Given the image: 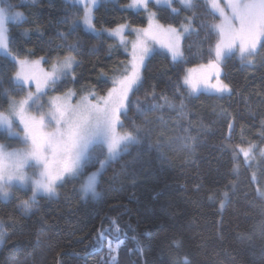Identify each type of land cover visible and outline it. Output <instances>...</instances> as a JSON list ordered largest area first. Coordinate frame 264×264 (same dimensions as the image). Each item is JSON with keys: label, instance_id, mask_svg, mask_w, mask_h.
<instances>
[{"label": "trees", "instance_id": "obj_1", "mask_svg": "<svg viewBox=\"0 0 264 264\" xmlns=\"http://www.w3.org/2000/svg\"><path fill=\"white\" fill-rule=\"evenodd\" d=\"M128 1L103 0L95 11L94 25L145 26L146 13L124 8ZM196 2L198 7L179 16L149 4L164 25L179 26L183 17L195 14L193 28L198 34L193 31L181 41V61H173L162 50L146 59L142 86L130 94L131 104L120 127L124 132L138 129L139 143L107 166L97 187L101 195L83 199L79 181L67 179L58 186L56 197H38L32 213L25 216L18 205L30 191L16 189L7 201L0 200V222L7 234L0 243V264H112L107 239L115 233L109 232L103 245L96 244L95 238L99 229H111L114 219L121 229L119 238L125 241L115 253L116 264H175L177 258H186L190 264H264V196L258 194V189L264 191V157L260 155L264 149V48L253 56L251 65L236 55L223 60L222 79L229 84L230 94L189 96L183 86L186 70L209 62L210 49L218 39L215 32L201 27L202 22L217 23L218 16L208 12L205 0ZM16 10L27 16L26 21L8 26L12 51L19 58L46 57L48 63L67 55L68 44L79 41L74 53L80 61L77 78L69 76L52 92L73 87L100 96L108 90L109 75L127 58L123 51L109 47L113 40L87 32L81 25L72 30L70 24L62 23L77 14L65 0H39L35 8ZM23 29H30L27 36ZM0 62L7 63L3 55ZM15 71L9 63L6 75ZM4 87L11 86L5 82ZM153 91L155 98L149 95ZM10 94L20 97L24 87ZM137 101L143 112L137 111ZM153 104L163 107L153 109ZM7 106L6 98L0 100V111ZM250 144L256 148L246 162L237 145L247 149ZM235 154L238 159H233Z\"/></svg>", "mask_w": 264, "mask_h": 264}, {"label": "snow or ice", "instance_id": "obj_2", "mask_svg": "<svg viewBox=\"0 0 264 264\" xmlns=\"http://www.w3.org/2000/svg\"><path fill=\"white\" fill-rule=\"evenodd\" d=\"M39 0H20L19 4H13L10 0H0V54L6 62H0V100L7 99V111H0V200L7 201L12 195V189L20 186L31 187V195L18 205L23 215H29L33 211V205L38 197H52L56 195V189L67 179L79 181V191L87 196L99 197L97 191L100 177L107 166L116 160L122 153L129 150V146L139 143V130L134 132L118 133L117 128L123 127L121 117L127 116L131 104L130 94L137 91L143 83L141 68L150 56L152 49L147 43V38H156V32H162L167 37V48L173 61L184 59V51L181 41L193 31L196 15L183 17V23L179 28L169 24L167 27L156 22L158 12L150 11L148 5L155 3L157 8H167L170 15L179 16L182 11H190L198 7L196 0H130L125 8L148 13L149 27L135 29L137 40L133 43L132 60L130 67H125L119 78L112 79V87L107 90V95L97 96L95 92H89L83 96L80 102L72 105L69 101L75 93L69 90L62 96L50 98L47 112L33 115L29 109L33 106L43 108L38 104L40 97L48 91H55L57 85L71 75L75 80V68L80 61L74 53L77 52L79 41L68 44L69 52L62 58H58L51 65L48 72L37 73L40 61L20 59L12 51L13 37L10 34L8 21L23 22L27 20L25 12L16 9L35 8ZM65 3L76 9V15L62 23L70 24L75 30L80 24L84 30L100 36L107 33L109 37L119 38L121 44L127 41L123 32L127 25H117L114 29H97L94 25L95 11L103 3V0H65ZM178 4L179 7L173 5ZM205 8L211 15L220 16L219 23L202 22L201 27L215 32L218 39L210 49L214 52V60H209L208 71L199 79H193L191 75H185L183 86L188 89V95H196L201 89L205 92L218 95L230 94L229 84L219 79V64L228 56L235 55L238 49L242 61L248 65L254 63L251 58L258 54L260 48H264V0H226L222 7L219 0H205ZM82 13V15H81ZM36 31H39L37 28ZM30 29H23V35L27 36ZM63 39L64 33H58ZM111 48L112 45H109ZM32 53L30 52L29 55ZM46 61V57H41ZM9 63L15 65V73L6 75ZM190 71V70H189ZM215 72V83H211ZM102 75H106L103 74ZM36 83V92H29L23 99L17 101L10 93L25 84L29 87L31 82ZM7 82L11 87L5 88ZM179 91V90H178ZM155 98V92L149 93ZM161 99L168 107H173L166 96ZM95 100V102H93ZM153 109L162 108L163 105L153 104ZM183 104H181V110ZM137 101V111L143 112ZM181 115L183 112L181 111ZM18 121V123H17ZM54 127L49 130V126ZM264 127V121L261 122ZM232 124H229L231 130ZM194 139V138H193ZM13 143L20 145L12 147ZM240 153H243L247 162L254 152L256 145L250 144L247 149L237 145ZM106 149V150H105ZM264 157V149L260 150ZM103 157V158H101ZM233 159H238L235 154ZM37 171L29 174L28 169ZM95 169V170H90ZM255 178V177H254ZM258 194L264 196V191ZM227 196V193H224ZM0 222V243L7 235L2 231ZM111 229L98 230L95 243L103 245L109 232L115 233L107 239L108 252L118 253L125 243L119 238L121 231L117 221H112ZM134 241L135 237L132 238ZM179 247V242H175ZM112 264H116L117 257L111 256ZM175 264H190L188 259H176Z\"/></svg>", "mask_w": 264, "mask_h": 264}, {"label": "rangeland", "instance_id": "obj_3", "mask_svg": "<svg viewBox=\"0 0 264 264\" xmlns=\"http://www.w3.org/2000/svg\"><path fill=\"white\" fill-rule=\"evenodd\" d=\"M130 3V0L128 1V3L126 5H128ZM154 3V2H153ZM219 3L221 4V6L223 7L225 4H226V0H219ZM155 4V3H154ZM149 10L150 11H154L149 5ZM125 8V7H124ZM126 9H130V10H135V9H132V8H126ZM142 10V9H141ZM145 12V11H144ZM146 13V16H147V24L143 27H132L128 24H120V25H127V27L125 28L124 32H123V35L127 41L126 44H121L120 41H119V38H112V37H109L108 34L105 32L103 33L102 35L106 36L107 38L113 40V44H112V47L111 49L112 50H116V49H119L121 51H123L125 54H127V58L126 60L122 61L119 63V65L117 66V68L115 69V72L111 73L109 75V78L111 80V86L109 88H111L113 85H112V79L115 77V78H119L123 72H124V69L125 67H130V61L132 60V52H133V48H132V45L134 42H136L137 40V32L135 31V29H144V28H148L149 27V19H148V13ZM216 15L218 16V21L217 23H219L220 21V16L218 13H216ZM156 22H158L159 24L161 25H164L162 23H160L157 18H156ZM14 23H19V22H14V21H11L9 20L8 21V24L7 26H9V24H14ZM183 23V22H182ZM83 28L84 26L82 24H80ZM181 25V24H180ZM179 25V26H180ZM165 27H167V25H164ZM179 26H174V27H177L179 28ZM96 27V26H95ZM117 26L113 27V28H104V29H114L116 28ZM97 28V27H96ZM97 29H100V28H97ZM194 29V28H193ZM91 33V32H90ZM94 34V33H92ZM147 43L149 45V47L152 49L151 53L154 52L155 50H162V51H165L167 53L168 50L167 48L165 47V44L167 43V37L162 33V32H156V38L153 39L151 36H149L147 38ZM2 55V54H0ZM239 59L240 58V55H239V51L237 49L236 51V54H235ZM27 58L29 61H40V64L38 66V68L36 69L37 73H41V72H48L51 70V65L53 64V61L51 62H48L46 63L44 60H41V57H36V58H30V57H24V58H20V59H25ZM62 58V57H61ZM253 59V57H251ZM248 58L246 57L245 58V61L247 60ZM211 60H214V52H213V58ZM223 62V61H222ZM222 62L219 64V73H220V76H219V79L222 80L224 82V80L222 79V75H221V69H222ZM208 65V62L207 63H203L201 65H198V66H194V67H190L186 70L185 75H191L192 78L195 80V79H199L205 72L208 71V68L206 67ZM142 69V68H141ZM17 70V69H16ZM190 70V71H189ZM71 76V75H70ZM215 72L213 73V78L211 79V83H215ZM225 83V82H224ZM24 94L20 97H14L17 101H19L20 99H23L27 96V94L29 92H33L35 93L36 92V83L35 81H32L31 82V86L29 87L27 84H25L24 86ZM108 88V89H109ZM69 90H71L72 92L75 93V96L74 98H72L69 102L72 104V105H76L80 102L81 98L85 95H87L89 92L91 91H78L76 90L75 88L73 87H70L69 89L61 92V93H54L52 91H48L45 95L41 96L39 101L37 102L38 104H42L43 105V108H38L37 106H33L31 109H29V111L33 114V115H40L41 112H47L48 111V108H49V100L51 97L53 96H62L63 94L67 93ZM199 92H205L201 89V91ZM198 92V93H199ZM205 93H209V92H205ZM214 94V93H212ZM107 95V91L103 94V95H100V96H105ZM93 102H95V100H93ZM9 105L7 106V108L5 110H2V111H7ZM18 123V121H17ZM54 127V124L53 125H50L49 126V130H51V128ZM117 132L118 133H124V131H122L120 129V127L117 128ZM0 142H3V141H0ZM20 145L16 144V143H13L12 147H19ZM95 170V169H94ZM34 171H37V169H33V168H30L28 169V172L29 174H31L32 172ZM18 188H21V189H25V188H22L20 186H17L15 188H13L11 191L14 195L16 189ZM26 190H29L30 191V195H31V187L29 186L28 188H26ZM259 190V189H258ZM98 191V190H97ZM260 191V190H259ZM12 195V196H13ZM58 195V187L56 189V195L50 197V198H54ZM82 198L83 199H87V198H96V197H93L91 194H88L87 196H84L82 193ZM11 196V197H12ZM10 197V198H11ZM110 239V238H109ZM107 254L109 255V257L111 258V256H116L115 253H112L111 255L109 254L108 252V248H107Z\"/></svg>", "mask_w": 264, "mask_h": 264}, {"label": "crops", "instance_id": "obj_4", "mask_svg": "<svg viewBox=\"0 0 264 264\" xmlns=\"http://www.w3.org/2000/svg\"><path fill=\"white\" fill-rule=\"evenodd\" d=\"M223 74V70L221 69V75Z\"/></svg>", "mask_w": 264, "mask_h": 264}]
</instances>
